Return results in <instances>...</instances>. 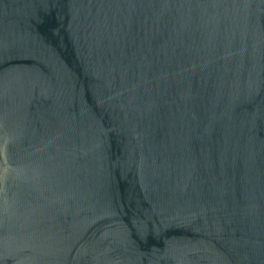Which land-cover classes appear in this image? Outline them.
Segmentation results:
<instances>
[{"label": "water", "instance_id": "1", "mask_svg": "<svg viewBox=\"0 0 264 264\" xmlns=\"http://www.w3.org/2000/svg\"><path fill=\"white\" fill-rule=\"evenodd\" d=\"M0 264H264V0H0Z\"/></svg>", "mask_w": 264, "mask_h": 264}]
</instances>
